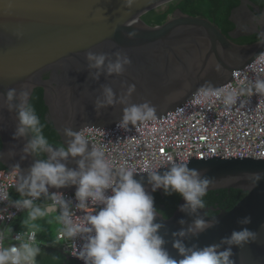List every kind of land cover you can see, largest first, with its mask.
<instances>
[{
	"label": "clouds",
	"instance_id": "clouds-1",
	"mask_svg": "<svg viewBox=\"0 0 264 264\" xmlns=\"http://www.w3.org/2000/svg\"><path fill=\"white\" fill-rule=\"evenodd\" d=\"M179 1L175 0L154 11L164 12L169 5ZM236 1L239 4L233 9L242 4L241 0ZM248 1L260 9L264 8V4L261 6L252 0ZM133 2L134 0H126L129 6ZM178 9L180 8L176 10ZM173 13L167 21L172 19ZM143 16L140 17L142 21ZM204 19L213 23L229 38V35H225L214 22ZM166 22L159 25L144 23L158 28L164 26ZM230 22L234 26L230 31L232 32L236 25ZM255 34L259 38L257 41L249 44L242 42L243 39ZM16 35L19 38L21 34ZM127 35L129 39H133L136 33L130 32ZM231 42L247 46L261 43L262 38L257 32H253L247 36L233 38ZM114 57L110 58L107 53L86 52L84 58L87 68L94 70L89 73L91 78L98 80L101 74L105 76L123 74L126 66L131 63L130 58L119 52L115 53ZM242 72L253 77L255 88L264 93L262 52L245 69L233 72L231 81L225 85L218 89L209 85L203 91H197L179 108L162 116H157L156 108L149 102L138 104L128 102L127 97L135 91L134 85L128 86L125 96H117L111 86L102 85L100 96L93 102L94 109L99 114L101 109L112 107L116 103L126 105L122 109L121 119L106 126H85L79 131H73L71 127L64 128L61 134L67 138V147L49 142L44 134L46 125L37 115L30 101L29 91L18 92L16 88H11L5 94H0L6 103V109L16 113L17 123L13 137L23 138L26 135L30 137L23 152L46 157L37 159L26 173H22L17 165L16 172L7 174L8 169L0 162L5 168L0 170L5 184L4 190L0 191V213L5 215L11 210L18 211L10 221H0V264H39L37 256L40 255L41 248L37 233L42 231L39 221L51 223V220H46L50 213L56 214L53 219L60 226V232L57 233L55 241L44 244L43 247L52 249L53 253L60 252L77 264H235L231 259L232 248L234 246L241 248L255 242L257 232L241 227L240 230H233L229 235L222 237L219 242L203 247L197 243L185 242L219 223L215 217L207 219L206 216L212 217L222 211L232 210L206 207L205 195L216 190H207L210 181L200 169L190 168L189 161L214 157L242 159L250 161L249 166L261 172L264 170V153L246 157L235 154L228 138H225L213 148L210 156L190 155L182 135L184 129L180 120L183 113L179 111L186 103L195 106L203 103L211 95H220L226 107L236 105L238 94L235 91L220 93L217 90L234 81L235 75ZM130 125L135 126L130 129ZM0 143L1 153L3 148L1 139ZM70 157H79L75 169L66 166V161ZM161 170L164 171L160 172ZM145 175L149 186H144L143 178H134ZM261 178L260 174L255 175L257 182ZM238 182L240 179H226L222 185L231 186ZM72 185L76 186L73 194L66 191L49 192V187L59 189ZM157 192H164L165 195L177 194L181 199L173 214L179 209L194 217L186 228L172 233V248L179 259L170 255L165 247L167 241L160 232L164 227L160 220L169 219L173 214L165 217L156 209L154 195ZM63 193L75 198L78 202L75 204L76 209L89 213L82 218V222H74V213L71 210L73 202L66 199ZM204 209L206 212L201 214V210ZM23 215L25 218L21 225L25 232H20L16 222L21 220ZM250 222V216L237 220V224L241 226ZM179 223L184 225L185 221L181 219ZM261 228H264V225H261ZM82 234H86V243L76 255L71 248V242L73 238ZM42 252L46 257L49 256L47 250L44 249Z\"/></svg>",
	"mask_w": 264,
	"mask_h": 264
},
{
	"label": "water",
	"instance_id": "water-1",
	"mask_svg": "<svg viewBox=\"0 0 264 264\" xmlns=\"http://www.w3.org/2000/svg\"><path fill=\"white\" fill-rule=\"evenodd\" d=\"M173 1L134 0L129 6L126 0H0V94L11 88L18 91L26 87L31 100L35 91L42 90L49 108L48 120L57 133L55 145L67 147V138L61 134L64 128L79 131L85 126H106L121 119L126 105L116 103L101 109L99 114L94 109L93 102L100 96L102 85L111 86L117 96H125L128 86L134 85L135 91L127 97L128 102H149L156 108L157 116H162L209 85L215 89L225 85L231 81L233 72L245 69L264 52V8L241 0V6L234 8L229 18L236 25L235 30L228 32L229 38L208 20L192 18L180 9L158 28L140 20L146 13ZM242 8L244 12L239 13ZM247 15L253 18L251 25L246 22ZM183 28L193 30L195 38L182 49L179 45L184 37L177 31ZM130 32L136 33L133 39L128 38ZM253 32L260 35L261 43L239 46L231 42ZM16 33L21 34L19 38ZM88 51L107 53L113 59L119 52L127 55L131 63L121 75L101 74L98 80H93L89 73L94 70L87 68L84 58ZM193 66L198 70L193 71ZM15 116V111L9 112L0 97V128L5 129L0 131L3 146L0 162L8 169L7 174L16 172L17 165L26 173L39 159L23 152L29 136L13 137ZM78 159L70 157L66 166L75 169ZM249 163L217 157L189 161L190 168L200 169L210 181L207 190L234 188L247 195L229 212L222 211L212 217L204 214L207 219L215 217L219 223L185 242L203 247L219 242L233 230L247 227L258 233L257 239L241 248L234 246L231 259L235 264H264V228H261L264 225V170L259 172ZM256 174L262 177L258 182ZM134 178H143L144 186H149L147 175ZM232 178L240 182L222 185L224 180ZM54 191L73 194L76 186L49 187V192ZM204 212L206 209L201 210V214ZM244 216H250L251 222L244 226L237 224ZM181 219L184 225L179 223ZM193 219L178 209L171 218L160 220L164 224L160 232L167 241L165 247L177 259L172 233L186 228Z\"/></svg>",
	"mask_w": 264,
	"mask_h": 264
},
{
	"label": "built area",
	"instance_id": "built-area-1",
	"mask_svg": "<svg viewBox=\"0 0 264 264\" xmlns=\"http://www.w3.org/2000/svg\"><path fill=\"white\" fill-rule=\"evenodd\" d=\"M255 80L246 72L235 75L234 81L217 90L220 93L235 91L238 94V103L226 107L222 103L220 95H211L201 104L193 106L186 103L180 113V120L184 132L188 154L210 156L213 148L223 139L228 138L235 154L244 157L252 154L264 153V93L259 92L254 86ZM116 147L113 149L115 151ZM5 184L0 175V191ZM66 199L73 202L72 211L75 223L82 222V218L89 213L76 209L78 203L75 198L63 193ZM1 204V202H0ZM17 210H11L8 214L0 213V221H10ZM86 234L73 238L71 248L78 255L86 243Z\"/></svg>",
	"mask_w": 264,
	"mask_h": 264
},
{
	"label": "trees",
	"instance_id": "trees-1",
	"mask_svg": "<svg viewBox=\"0 0 264 264\" xmlns=\"http://www.w3.org/2000/svg\"><path fill=\"white\" fill-rule=\"evenodd\" d=\"M256 4L263 6L264 0H252ZM236 0H180L176 4H171L164 12L152 11L143 16V21L149 25H159L167 21L169 16L177 9L180 8L185 14L193 17H204L214 22L226 35L230 32L234 26L229 21L230 12L234 6L238 5ZM259 38L255 34L242 40L243 43H253ZM31 103L36 109L37 115L40 117L41 122L44 123V134L48 138L49 142L55 145L57 133L53 130V123L48 120L49 108L45 100V94L42 90H37L31 97ZM1 149V143H0ZM44 158L43 156H38ZM5 168L0 165V170ZM246 192L242 190H228L220 189L216 191H209L205 197L206 207L220 208L224 210H231L239 201L245 196ZM180 197L177 194L165 195L163 193H156L154 195V205L157 210L162 212L165 217H169L173 214L177 208ZM210 213H216L211 212ZM17 229V228H16ZM54 256L48 264H77L72 259H67L60 252L53 253Z\"/></svg>",
	"mask_w": 264,
	"mask_h": 264
},
{
	"label": "crops",
	"instance_id": "crops-1",
	"mask_svg": "<svg viewBox=\"0 0 264 264\" xmlns=\"http://www.w3.org/2000/svg\"><path fill=\"white\" fill-rule=\"evenodd\" d=\"M25 215H23L24 217L21 220L16 222L18 225V231L20 232H25V230L23 229L21 225V221L25 218ZM55 215H56L55 213H50L49 217L46 218V220H51V223H47L45 220L43 223H39L42 228V231L37 233L38 244H39V247L41 248V253L40 255L37 256L39 264H48L47 262L51 261L54 256L52 249L50 248L46 249L43 246L44 244L55 241L57 233L60 232V226L53 219ZM40 221H43V220H40ZM44 249L47 250V253L49 255L48 257H46L43 254L42 250Z\"/></svg>",
	"mask_w": 264,
	"mask_h": 264
},
{
	"label": "flooded vegetation",
	"instance_id": "flooded-vegetation-1",
	"mask_svg": "<svg viewBox=\"0 0 264 264\" xmlns=\"http://www.w3.org/2000/svg\"><path fill=\"white\" fill-rule=\"evenodd\" d=\"M242 12H244V8H242V9L239 11V13H242ZM252 21H253V18L251 17V15H247V16H246V22H247V24L251 25ZM177 33L182 34L183 37H184L183 41H182L181 44L179 45V47L182 48V49L185 48L186 45H187L188 43H190V42L195 38V33H194V31H193V30H187V28L179 29V30L177 31ZM192 69H193V71L198 70L197 66H193ZM21 90H26V91H28V88H26V87H24V88H20V89L18 90V92L21 91ZM53 96H54V93L51 92V93L49 94V97H51V99H52ZM167 100H170V98H167ZM9 129H10V128L8 127L6 130H9ZM4 130H5V129H4ZM4 130H3V128H0V131H1V132H4Z\"/></svg>",
	"mask_w": 264,
	"mask_h": 264
},
{
	"label": "rangeland",
	"instance_id": "rangeland-1",
	"mask_svg": "<svg viewBox=\"0 0 264 264\" xmlns=\"http://www.w3.org/2000/svg\"><path fill=\"white\" fill-rule=\"evenodd\" d=\"M44 222V220L43 221H39V223H43Z\"/></svg>",
	"mask_w": 264,
	"mask_h": 264
}]
</instances>
